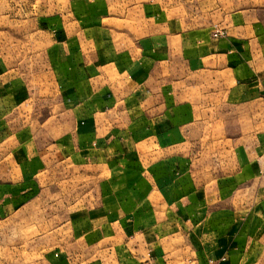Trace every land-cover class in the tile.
<instances>
[{"label": "crops", "instance_id": "obj_1", "mask_svg": "<svg viewBox=\"0 0 264 264\" xmlns=\"http://www.w3.org/2000/svg\"><path fill=\"white\" fill-rule=\"evenodd\" d=\"M81 2L93 16L74 20L82 26L92 21L94 36L80 30L76 39H62L61 48L100 63L80 68L82 76L67 83L68 89L76 86L77 101L67 100L71 93L61 98L60 135L47 125L59 120L46 118L44 129L30 135L29 149L13 151V176L0 174V216L29 210L31 225L41 207L59 196L56 186L73 182L36 177L59 160L93 188L65 197L67 213L44 238L45 264H101L102 246L107 257L114 252L123 263L135 252L139 264H264L261 209L257 204L251 211L250 223L245 195L229 193L236 176L206 156L227 152L231 138L233 150L244 153V138H257L245 123L260 120L264 102L261 22L230 11L221 0ZM36 19L47 31L65 24L55 16ZM104 22L107 40L98 28ZM216 27L223 34L214 37ZM73 41L76 49H70ZM50 42L45 51L52 57ZM104 73L107 80L116 78L106 97ZM241 165L248 164L235 166ZM167 244L188 257L170 261Z\"/></svg>", "mask_w": 264, "mask_h": 264}, {"label": "rangeland", "instance_id": "obj_2", "mask_svg": "<svg viewBox=\"0 0 264 264\" xmlns=\"http://www.w3.org/2000/svg\"><path fill=\"white\" fill-rule=\"evenodd\" d=\"M4 1L0 3V174L6 172L8 173L7 176H13V151L17 153L22 148L28 150L29 144L27 141L30 139V135L32 136L38 132L41 127L40 124L46 118H50V120L57 118L59 120L53 124L47 122V125L52 126L51 130H54L56 137L60 135L62 127L59 124H61L60 115L63 108L61 98L66 97L67 93H71L72 95H69L67 100L71 103L77 101L73 94L76 91V86L68 89L67 85L82 76L77 72L80 71V68L84 66L88 69L92 68L94 67L93 62L98 67L96 64L100 63V59L92 57L87 59L78 58L75 52L70 51H67L68 55H66L67 52H64L61 48L62 39L67 38V35L76 39L80 30L81 33L85 30L86 35L94 36L92 21L86 22V25L82 26V23L78 24L74 20L79 16L82 17V14H86V18L93 16V11L88 8V3H82L81 0ZM165 1L172 2L173 0ZM221 1L226 3L230 11H244L245 17L254 14L255 18L261 22L262 28H264V0ZM7 6L10 10L4 13L3 11L7 9ZM102 10L99 13L100 17H107V13L103 14ZM171 12L170 10L169 13L171 14ZM54 16L59 18L60 22L62 18L65 21V24H60L58 30L47 31L49 27L41 28L37 26V17L47 19ZM98 28L101 29L102 40H107L108 33L102 29L107 30L109 25L106 22L99 23ZM44 31L53 35H63V38L60 36L52 37V57H49V54H46L45 51L46 48L52 46L50 42L52 39L46 37ZM262 33H264L263 30ZM96 34L99 35L98 32ZM75 41L70 44V49L72 47L76 49ZM261 44L260 56L264 58L263 40ZM86 50H90L89 46L86 47ZM56 52L58 56L55 55ZM62 64L69 67L70 73L67 74L61 71L63 69ZM74 69L76 71L72 72ZM101 76L102 96L105 95L106 97L110 93L107 90L109 82L114 81L116 78L113 80L112 77L107 80L108 73L101 74ZM97 86L99 88L98 83ZM87 92H91V87ZM105 97H100V99ZM261 107L260 120L245 123V126L250 128L248 131H251V134H256L257 138H244L246 145L243 149L244 153L233 150L230 145H232V139L236 138H231L228 141L229 150L227 152L213 153L206 156L208 159L211 157L214 165L223 163L229 166L228 168L231 169L229 173L236 176L233 181L235 184L228 187L229 193L244 194L246 199H243L245 201H243V205L249 212L256 209L258 204L260 211H262L259 218L264 222V102L261 103ZM40 129L43 130L44 126ZM256 144H259L260 147L254 146ZM204 156L198 155L199 158ZM240 162H245L248 165L235 166ZM253 163L254 166L251 165ZM254 167L257 169L255 170ZM219 169L220 167L217 166L216 170L219 171ZM17 172L20 175L19 170ZM25 172L23 171V173ZM36 177L41 179L46 177L62 178L63 180L74 179L68 186H66V182H64L65 186H56L59 196L56 200L41 207L39 216L32 219L31 222L33 223L31 225L26 214L29 210L22 213L25 217L22 215L16 217L0 216V264H45L44 253L48 243L46 244L44 238L49 230L61 223L63 215L67 213L66 209L71 204L69 201L64 202L65 197L69 194L80 195L89 192L93 188L92 182L86 180L79 182L77 180V170L73 165L69 162L61 164L59 160L53 162L49 168L46 167L45 170H41ZM236 200L229 202V208L235 207ZM248 216L250 217V223H253L252 212ZM261 229L264 231V225ZM252 230H254V227L250 226L249 231ZM177 242H181V240ZM101 250V264L123 263L121 259L117 260V255L114 252L107 257V250L103 246ZM165 253L170 261L173 259L180 261L182 258L188 257L185 249L178 251L169 244L166 245ZM131 255L132 257L127 258L123 264H139V255L135 252L130 253ZM258 256L257 253L255 257L258 258ZM254 262V259L250 262L245 260L244 264H255ZM171 264H179V262Z\"/></svg>", "mask_w": 264, "mask_h": 264}, {"label": "built area", "instance_id": "obj_3", "mask_svg": "<svg viewBox=\"0 0 264 264\" xmlns=\"http://www.w3.org/2000/svg\"><path fill=\"white\" fill-rule=\"evenodd\" d=\"M223 33L220 31V29H218L217 27L215 28V32L213 33V36L214 37H217V36H220L222 35Z\"/></svg>", "mask_w": 264, "mask_h": 264}]
</instances>
